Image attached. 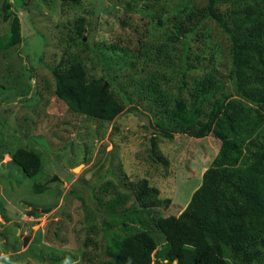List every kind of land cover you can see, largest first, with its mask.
<instances>
[{
    "label": "rangeland",
    "instance_id": "obj_1",
    "mask_svg": "<svg viewBox=\"0 0 264 264\" xmlns=\"http://www.w3.org/2000/svg\"><path fill=\"white\" fill-rule=\"evenodd\" d=\"M9 1L22 39L0 50V264H97L111 238L142 229L156 242L152 264L164 262L160 255L165 242L156 215L177 214L185 206L218 148L210 134L196 138L177 128L163 129L168 123L164 118L158 124L155 120L162 104L176 97L177 81L156 79L171 74L158 65L162 60L177 66L181 43L168 40L174 32L172 19L191 6H202L204 0ZM262 2L219 0L216 8L235 27L249 24L241 39L255 48L264 67V8H258ZM79 17L83 21L77 31ZM9 22L0 11V38L8 33ZM207 27V42L215 48L208 51L221 50V65L211 66L200 37L187 57L191 77H209L213 82L207 93L219 95L231 87L226 77L228 45L214 22ZM142 42L151 59L145 62L138 53ZM164 46L168 49L161 52ZM67 53L78 56L88 77H104L108 91L122 103L114 119L72 112L57 98L52 67ZM148 73L153 76L149 87L136 91ZM237 89L257 101L264 114V68L239 79ZM196 93L186 112L192 128L205 119L208 107L203 100L212 97ZM126 94L128 101L122 98ZM181 97L187 99L184 92ZM18 147L39 155L35 175L25 176L11 160ZM152 149L166 162L152 161ZM142 178L157 189L160 205L123 226L115 213L136 206L132 185ZM34 183L47 187L35 193ZM30 210L35 213L29 215Z\"/></svg>",
    "mask_w": 264,
    "mask_h": 264
},
{
    "label": "trees",
    "instance_id": "obj_2",
    "mask_svg": "<svg viewBox=\"0 0 264 264\" xmlns=\"http://www.w3.org/2000/svg\"><path fill=\"white\" fill-rule=\"evenodd\" d=\"M13 1L21 3V0ZM218 3L219 0H204L202 6H191L186 14L172 19L174 32L168 35V40L172 44L181 43L177 66L163 60L158 63L164 71L171 69V74L157 76V82L175 80L177 84L176 97L162 104L158 113L160 118L155 119L157 124L164 118L168 123L163 125V129L177 128L196 138L210 134L218 141L210 165L203 170L200 183L185 206L177 214L156 215V228L165 242L160 255L165 261L158 264H264V114L257 107V101L237 89L239 79L249 78L264 67L259 63L262 57L257 59L255 56V48L241 39L243 34L247 35L249 24L238 27L230 24L218 12ZM10 5L9 0H3L0 6L3 19L10 18L8 33L0 38V50L19 45L22 39L20 21ZM127 5H130L129 1ZM258 8H264L263 2ZM82 21L79 17L77 31H80ZM209 22L215 23L228 45L226 77L231 87L219 95L207 93L213 82L209 77H191L192 65L187 57L192 42H197L200 37L205 43L204 52L208 53L211 66L218 68L221 65V50L208 51L215 49L207 42L211 34L207 27ZM142 44L139 50H143L138 51L139 55L144 62L151 60ZM164 49L168 46L161 47V52H165ZM214 71L213 68L212 74ZM109 72L115 77L112 69ZM52 74L55 95L72 112L112 120L123 110L122 103L104 85V77H88L83 63L74 53L62 56L52 67ZM134 78L129 77V80ZM150 78L153 79L150 73L142 77L136 91L146 90L144 87H149L147 82ZM196 90L212 97L203 100L208 107L205 119L192 128L193 120L186 116V112L200 94L197 95ZM182 92L187 99L181 97ZM127 97L128 94L122 95L125 101ZM10 157L27 177L35 175L40 168L39 155L31 148L18 147ZM150 157L152 161L166 162L155 149L151 150ZM46 187L45 184L34 183L32 191L40 193ZM132 189L136 206L130 205L115 213L121 217L123 226L128 219H136L139 213L149 211L161 202L157 189L148 185L144 178L134 182ZM34 213L33 210L28 211L29 215ZM155 248L152 233L142 229L118 240L111 238L100 251L97 264H152L151 254Z\"/></svg>",
    "mask_w": 264,
    "mask_h": 264
},
{
    "label": "water",
    "instance_id": "obj_3",
    "mask_svg": "<svg viewBox=\"0 0 264 264\" xmlns=\"http://www.w3.org/2000/svg\"><path fill=\"white\" fill-rule=\"evenodd\" d=\"M23 241H24V243H25V242H26V239H24Z\"/></svg>",
    "mask_w": 264,
    "mask_h": 264
},
{
    "label": "crops",
    "instance_id": "obj_4",
    "mask_svg": "<svg viewBox=\"0 0 264 264\" xmlns=\"http://www.w3.org/2000/svg\"><path fill=\"white\" fill-rule=\"evenodd\" d=\"M196 187H197V186H196ZM196 187H195V188H196ZM181 209H182V208H181ZM181 209H180V210H181ZM180 210H179V211H180ZM179 211H178V212H179ZM178 212H177V213H178Z\"/></svg>",
    "mask_w": 264,
    "mask_h": 264
}]
</instances>
